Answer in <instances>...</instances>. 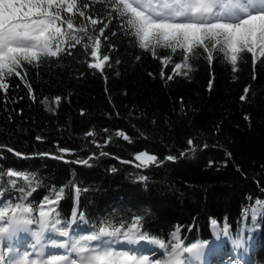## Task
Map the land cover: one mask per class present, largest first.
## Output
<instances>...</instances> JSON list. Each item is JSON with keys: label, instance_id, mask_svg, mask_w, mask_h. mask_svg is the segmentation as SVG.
Segmentation results:
<instances>
[{"label": "trees", "instance_id": "1", "mask_svg": "<svg viewBox=\"0 0 264 264\" xmlns=\"http://www.w3.org/2000/svg\"><path fill=\"white\" fill-rule=\"evenodd\" d=\"M88 3L83 11L103 24L92 26L78 13L61 10V15L86 25L94 38L103 27L99 55L109 56L103 71L89 66L95 62L92 40L75 32L84 37L80 44L69 39L58 57L41 58L38 65L22 62L21 76L5 77L7 92L0 90L4 199L30 202L38 220L39 206L58 196L53 216L70 235L47 232L46 244L49 236L71 243L110 225L122 232L113 247L131 251L119 244L130 231L137 240L142 233L173 244L178 228L184 246L203 244L211 252L222 246L237 264H264L259 49L255 56L240 51L236 65L231 53L213 50L209 59L199 47L186 61L179 48L172 53L157 46L154 57L139 47L124 19L109 14L108 0ZM81 4L77 0V7ZM176 63L185 66L176 70ZM143 153L155 161L137 160ZM9 171L20 176L9 177ZM20 187L35 190L25 196ZM30 227L39 231L35 221ZM237 239L242 243L233 254Z\"/></svg>", "mask_w": 264, "mask_h": 264}, {"label": "snow or ice", "instance_id": "2", "mask_svg": "<svg viewBox=\"0 0 264 264\" xmlns=\"http://www.w3.org/2000/svg\"><path fill=\"white\" fill-rule=\"evenodd\" d=\"M108 4L111 10L109 14H116L124 19L125 25L138 38L139 47L151 50L154 57L157 46L170 49L172 53L181 49L182 59L185 61L197 47L202 48L209 59L212 58L213 50H219L225 55L231 53L228 58L232 65H236L238 53L243 50L255 56L259 49V55L264 57V0H108ZM89 6L88 0H82L80 7H77V0H0V90L7 92L5 77L21 76L17 69L22 66V62L28 65L36 62L38 65L41 58L58 57L65 50L61 45L69 39L74 42L73 46L80 44L84 37L92 40L90 51L96 62L89 66L103 71L104 62L109 60L108 55H99V37L104 36L103 27L96 30L98 36L94 38L88 36L86 25L74 24L71 16L61 15V10H64L72 15L78 13L79 17L86 19L92 26L103 24L104 21L83 11ZM75 32L83 33L84 37L74 35ZM184 66L176 63L174 68L179 70ZM168 78L171 79V76ZM56 102L59 103L58 97ZM119 135L125 140L129 139L122 132ZM145 158L148 161L156 159L147 153L136 157L137 160ZM168 159L174 158L169 156ZM6 175L20 176V173L9 171ZM24 179L27 181L29 178ZM18 190L25 193V196H30L35 189L31 188L26 192L25 188L20 187ZM57 199L58 196L39 206L37 220L30 202L13 204L4 199V192L0 191V200L4 201L0 203V264H161L160 258L150 259L146 254L137 255L114 248L113 238L119 237L122 232L120 228L110 225L79 236L71 243L58 242L49 236L47 243L51 247L70 249L78 259H70L67 255H48L46 259L43 258L45 233L52 232L61 237L70 235L66 227H59L60 219L53 216L55 209L51 205ZM256 203L261 204L260 201ZM45 205L48 206L47 211ZM34 221L39 224V231H32L30 226ZM21 232L34 238L30 245L31 252L21 251L19 246L14 247L13 243H8ZM178 232L177 228L173 233V244L157 238L150 239L142 233L138 235L140 240L157 246L163 250L162 254H167L163 264H195L200 259L202 246H184L177 237ZM135 235L130 231L125 237L127 242L137 243ZM92 242L97 243L93 245ZM233 242L237 246L242 243L239 239ZM5 250L9 255H5ZM33 255L36 258L30 259Z\"/></svg>", "mask_w": 264, "mask_h": 264}, {"label": "rangeland", "instance_id": "3", "mask_svg": "<svg viewBox=\"0 0 264 264\" xmlns=\"http://www.w3.org/2000/svg\"><path fill=\"white\" fill-rule=\"evenodd\" d=\"M105 66H106V62H104V67ZM213 231H214L215 236L218 237L219 231L215 228ZM137 241L138 242L135 244H130L125 239L124 241L119 242V244H120V246H122L124 248L126 246L127 249L131 250V252H134L137 255H145L146 254V255L150 256V259L160 258L161 264H163V260L166 258V254H162L160 251H158L159 248L157 246L152 245L146 241H139V240H137ZM32 242H34V238L30 234L23 233V232L19 233L18 237L14 238L12 241H8V243H13L14 247L19 246L21 251L27 250L29 252L32 251L31 246H30ZM58 242H60V240ZM220 243H221V241H220ZM115 244H117V243H115ZM221 247L222 246H220L218 250H212L213 252H211L210 260L207 264H222L223 259L225 261L227 260V262L229 264H237V263H235L236 259H234L236 256H230L231 254L228 255L227 253H223L222 251H220ZM234 247H232L231 249H232V251L234 249L236 252V249L238 246L236 245V248H234ZM141 249H142V251H139ZM43 251H44V257L43 258H45V259L47 258L48 255H67V256H69L70 259H78L76 254L71 252L70 250L63 249V248H53V247H51L50 243L46 244ZM235 252L233 251V254H235ZM5 255L6 256L9 255L6 252V250H5ZM33 258H36V257L34 255L30 256V259H33ZM195 264H203V263L198 260L195 262Z\"/></svg>", "mask_w": 264, "mask_h": 264}, {"label": "bare ground", "instance_id": "4", "mask_svg": "<svg viewBox=\"0 0 264 264\" xmlns=\"http://www.w3.org/2000/svg\"><path fill=\"white\" fill-rule=\"evenodd\" d=\"M201 256L199 261H201L203 264H207L210 260L211 252L208 246H203L200 248Z\"/></svg>", "mask_w": 264, "mask_h": 264}, {"label": "water", "instance_id": "5", "mask_svg": "<svg viewBox=\"0 0 264 264\" xmlns=\"http://www.w3.org/2000/svg\"><path fill=\"white\" fill-rule=\"evenodd\" d=\"M106 64H107V62H106Z\"/></svg>", "mask_w": 264, "mask_h": 264}]
</instances>
